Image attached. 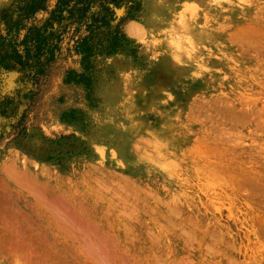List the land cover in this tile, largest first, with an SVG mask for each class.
Segmentation results:
<instances>
[{
  "label": "rangeland",
  "instance_id": "obj_1",
  "mask_svg": "<svg viewBox=\"0 0 264 264\" xmlns=\"http://www.w3.org/2000/svg\"><path fill=\"white\" fill-rule=\"evenodd\" d=\"M113 11V48L0 66V264H264V0Z\"/></svg>",
  "mask_w": 264,
  "mask_h": 264
},
{
  "label": "trees",
  "instance_id": "obj_2",
  "mask_svg": "<svg viewBox=\"0 0 264 264\" xmlns=\"http://www.w3.org/2000/svg\"><path fill=\"white\" fill-rule=\"evenodd\" d=\"M124 0H56L49 16L40 25H31L22 35V21L44 9V0H23L17 7V19L8 17L5 35L0 36V66L5 69H29L35 81L45 73L54 58L63 33L83 32L76 39V47L85 57L101 46L113 48L122 39L120 24H112L116 17L113 8ZM132 7V6H130ZM95 39L97 42H95Z\"/></svg>",
  "mask_w": 264,
  "mask_h": 264
},
{
  "label": "bare ground",
  "instance_id": "obj_3",
  "mask_svg": "<svg viewBox=\"0 0 264 264\" xmlns=\"http://www.w3.org/2000/svg\"><path fill=\"white\" fill-rule=\"evenodd\" d=\"M119 12H121V10H118V14H119ZM11 73V72H10ZM14 73V72H13ZM234 112V111H233ZM236 113V112H235ZM226 115V114H225ZM230 116V115H229ZM240 117V116H239ZM16 248L18 249V247L16 246ZM18 259V258H17ZM19 260V259H18ZM21 260V259H20ZM22 262V261H21ZM20 262V263H21ZM20 263H18V264H20ZM16 264H17V262H16ZM22 264V263H21Z\"/></svg>",
  "mask_w": 264,
  "mask_h": 264
},
{
  "label": "water",
  "instance_id": "obj_4",
  "mask_svg": "<svg viewBox=\"0 0 264 264\" xmlns=\"http://www.w3.org/2000/svg\"><path fill=\"white\" fill-rule=\"evenodd\" d=\"M117 11V9H115V12Z\"/></svg>",
  "mask_w": 264,
  "mask_h": 264
}]
</instances>
